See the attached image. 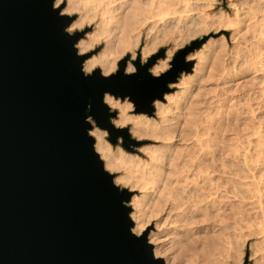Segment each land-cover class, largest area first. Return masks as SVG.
Wrapping results in <instances>:
<instances>
[{
	"label": "water",
	"instance_id": "95a60500",
	"mask_svg": "<svg viewBox=\"0 0 264 264\" xmlns=\"http://www.w3.org/2000/svg\"><path fill=\"white\" fill-rule=\"evenodd\" d=\"M55 1L0 0V264H166L147 232H132V192L114 183L89 132L94 124L112 144L138 145L112 124L104 96L152 116L198 46L179 49L157 76L150 68L165 50L142 62L140 46L114 73L87 74L92 53L75 47L84 32L67 31L74 17Z\"/></svg>",
	"mask_w": 264,
	"mask_h": 264
},
{
	"label": "rangeland",
	"instance_id": "374dc122",
	"mask_svg": "<svg viewBox=\"0 0 264 264\" xmlns=\"http://www.w3.org/2000/svg\"><path fill=\"white\" fill-rule=\"evenodd\" d=\"M74 1L75 11L70 14L65 12L66 0L55 5L64 3L61 14L74 17L72 23L85 15L84 5H88L87 0ZM142 1V32L134 35L140 43L135 53L145 44L152 49L148 57L163 48L168 64L165 72L179 49L191 43L198 48L186 56L193 62L191 72L170 85L174 91L165 95L164 101L154 102L152 116L134 114L127 99L116 100L128 108L127 116L156 121V105H165L166 97L175 96L187 86L173 141L175 156L166 164L163 181L167 185L173 182V186L176 181L181 186L186 184L189 201L173 209L165 206L159 191L145 194L139 175L148 154L137 151L158 146L159 141L130 135L139 144H129L125 149L120 138L112 144L108 133L92 124V130L104 132L113 155L114 167L108 172L114 178L124 176L125 182L118 186L132 192L131 213L135 211L137 219L145 223L143 232L157 250L156 257L166 264H264V146L247 147L243 143L255 139L256 126L264 122V0H148L153 9L150 2ZM132 6L126 7L125 13ZM92 22L86 24V20L72 32L69 26L67 31L84 32L80 40H87L97 31ZM103 48L100 42L83 54L92 53L90 59ZM126 54L131 58L132 52L126 51L116 63ZM116 68L104 75L114 73ZM107 106L116 112L113 124L120 111ZM124 127L129 132L130 123L119 128ZM233 154L236 157L232 161Z\"/></svg>",
	"mask_w": 264,
	"mask_h": 264
},
{
	"label": "bare ground",
	"instance_id": "6f19581e",
	"mask_svg": "<svg viewBox=\"0 0 264 264\" xmlns=\"http://www.w3.org/2000/svg\"><path fill=\"white\" fill-rule=\"evenodd\" d=\"M61 1L62 0H56L55 5L59 4ZM87 1H88V5H84L86 7V8L84 7L85 15L80 13L82 14V16H80L76 22L70 25L69 31L72 32L82 27L84 24V21L86 22V20H87L86 24L94 21L96 25L95 27L97 30V31L94 30L96 32V33L94 32L95 36L93 35L90 37L88 36L87 40L82 39L80 40V42H77L76 49H77L78 54L81 55L89 51L90 49H92L96 44L103 42L104 48L102 49V52L98 56L92 57L87 60L85 59L83 62L82 68L85 73H90L95 68H100L102 74L110 73L115 68L116 59L118 58V56L122 55L126 51L132 52V56L130 58L131 60H134L136 57V53L134 50L140 43L137 40V38H135L136 39L135 41L134 37L136 36L137 32H139V30L142 29V27L140 29V25H141L140 17L141 15H143L142 9H143V5L145 1L143 2L142 0H134V2L133 1L131 2L130 0V4H131L130 6H127L129 4V0H87ZM66 2H67L66 4L67 6L65 9V12L70 14L72 11H75L73 6L76 1L66 0ZM149 2L151 6L150 5L148 6H150L151 9H153V3H151L152 1H148V3ZM132 3H133V6H132ZM131 6L132 8L129 9ZM126 7H129V8L127 10L128 12L126 11L125 13ZM76 8L77 7H75V9ZM88 20H90V22ZM151 51L152 49L148 46V44H145L144 46L140 47V54H141L142 62L145 60L146 57H148ZM200 59L202 58L200 57ZM166 60L167 58L161 61H157L150 68V73L154 76H157L161 72H163L168 65L166 64ZM133 71H134V67L130 63H128L126 65L125 72L132 73ZM186 83L187 82L183 81L182 84H186ZM186 90H187V86L184 87L175 96L166 97L165 105H156V111H157L156 117H155L156 121L147 119L145 117L127 116V114L125 113V110L128 108L126 106L120 105L118 100L112 98L109 95L104 96L105 104L111 107H114V108H118L120 111L117 119L113 122V125L116 128L122 127L126 125L127 122H129L130 123L129 133L132 137H136L137 139L141 137H145V138L148 137L150 138L148 140L154 143L158 141L160 142L159 145L157 144L158 146L155 145L154 147L153 146L144 147V148L142 147L141 149L137 151L139 154L140 153L148 154V160L146 161V163H143V170L140 172L139 177H140L142 185L146 187L145 194L152 195L155 192L159 191L161 194V197H163L162 202L165 204V206L168 205L166 207L170 206V208L173 207V209L180 208L182 205H187L189 198H190V191L187 189L186 184L184 186H181L180 181H176V185L173 186V182L167 185L163 181V174L165 171L166 164L167 162H170V160L175 156L173 141L175 140L176 135H177V132H176L177 124H178L177 120H179L178 119L180 116L179 111L182 107L181 102H184L185 100L184 94ZM173 107L175 108L177 112H173V109H172ZM256 128L258 129L255 130L254 134H257L258 136L256 135L257 137L253 140L248 139V140H245V142H243L245 143V145H247V147L248 146L249 147L250 146L251 147L252 146L254 147L264 146V122L263 123L261 122L258 125V127L256 126ZM91 135H93L94 137L95 151L100 152L101 153L100 156L105 159V162L103 163L104 168L107 171L109 169L112 171L114 167L112 163L113 155L110 152L109 146L106 145L104 141V138H103L104 132L94 128L91 131ZM235 155L236 154H233V156H231L232 161L236 157ZM182 177H184V180L185 178H187L186 175L185 176L183 175ZM184 180L182 179L181 182H183ZM203 181L205 180L203 179ZM124 182H125V179L123 175H119L114 178V183L116 185L124 183ZM185 183H186V180H185ZM181 184L183 185V183ZM178 185H180L181 187ZM201 203L199 204L202 205ZM186 208L187 206L185 207V209ZM185 209L183 210L184 213L183 211L181 212L182 219L186 212ZM135 213H136L135 211L130 213V217L134 223L132 232L136 235H140V234L145 233V231L143 232L145 223L142 220L137 219V217L135 216ZM153 253L156 256L157 250H155V248H153Z\"/></svg>",
	"mask_w": 264,
	"mask_h": 264
}]
</instances>
